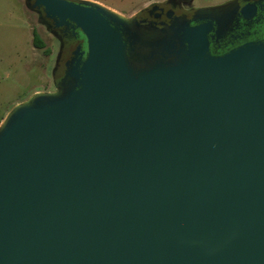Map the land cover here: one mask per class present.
Returning <instances> with one entry per match:
<instances>
[{"label": "water", "instance_id": "1", "mask_svg": "<svg viewBox=\"0 0 264 264\" xmlns=\"http://www.w3.org/2000/svg\"><path fill=\"white\" fill-rule=\"evenodd\" d=\"M25 4L76 47L0 124V264H264V44L135 71L130 18Z\"/></svg>", "mask_w": 264, "mask_h": 264}, {"label": "flooded vegetation", "instance_id": "2", "mask_svg": "<svg viewBox=\"0 0 264 264\" xmlns=\"http://www.w3.org/2000/svg\"><path fill=\"white\" fill-rule=\"evenodd\" d=\"M128 18L132 21L120 30L135 71L178 60L186 47L185 32L196 27L205 32L212 57H222L246 45L264 44V0H149ZM40 21L51 25L45 28L61 46L60 63L64 66L76 40L69 33L55 30L50 21ZM79 40L86 50L85 39L80 36ZM61 66L55 89L62 83Z\"/></svg>", "mask_w": 264, "mask_h": 264}, {"label": "rangeland", "instance_id": "3", "mask_svg": "<svg viewBox=\"0 0 264 264\" xmlns=\"http://www.w3.org/2000/svg\"><path fill=\"white\" fill-rule=\"evenodd\" d=\"M94 1L127 18L149 4V0ZM33 31L49 55L33 46ZM60 66L59 43L36 12L25 0H0V124L16 104L32 94L54 91Z\"/></svg>", "mask_w": 264, "mask_h": 264}, {"label": "trees", "instance_id": "4", "mask_svg": "<svg viewBox=\"0 0 264 264\" xmlns=\"http://www.w3.org/2000/svg\"><path fill=\"white\" fill-rule=\"evenodd\" d=\"M32 35H33V38H32L33 46L37 49H44V51H43L44 54L49 55L50 51H49V49L45 48V44L42 41L41 37L38 35V33L36 31H33ZM81 38H83V37L81 36ZM71 40L72 39H70L69 42H71Z\"/></svg>", "mask_w": 264, "mask_h": 264}, {"label": "crops", "instance_id": "5", "mask_svg": "<svg viewBox=\"0 0 264 264\" xmlns=\"http://www.w3.org/2000/svg\"><path fill=\"white\" fill-rule=\"evenodd\" d=\"M89 1V0H88ZM91 2H98V1H94V0H90Z\"/></svg>", "mask_w": 264, "mask_h": 264}]
</instances>
